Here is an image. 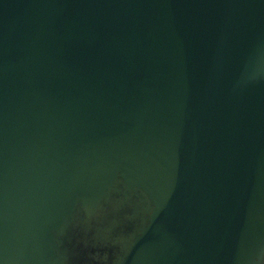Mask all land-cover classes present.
<instances>
[{
    "label": "water",
    "instance_id": "obj_1",
    "mask_svg": "<svg viewBox=\"0 0 264 264\" xmlns=\"http://www.w3.org/2000/svg\"><path fill=\"white\" fill-rule=\"evenodd\" d=\"M0 264H264V0H0Z\"/></svg>",
    "mask_w": 264,
    "mask_h": 264
}]
</instances>
